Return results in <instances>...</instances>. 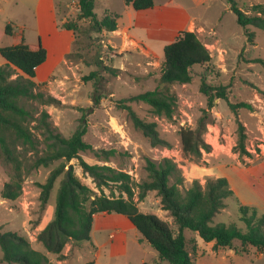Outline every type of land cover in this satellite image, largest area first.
Masks as SVG:
<instances>
[{
  "label": "rangeland",
  "instance_id": "rangeland-1",
  "mask_svg": "<svg viewBox=\"0 0 264 264\" xmlns=\"http://www.w3.org/2000/svg\"><path fill=\"white\" fill-rule=\"evenodd\" d=\"M166 1L169 3L165 4ZM237 2L247 10H250L249 5L253 3L264 4V0ZM153 6L152 10L137 12L131 6H126L123 0H95L94 12L98 18L103 16L105 9L116 12L119 15L118 25L121 28L129 25V34L139 38L142 45L153 52L146 54L142 48L119 52L116 51L117 48L115 50L107 44L104 32H93L91 36L97 37L93 45L99 42L101 45L99 55L102 64L118 69L116 74H111L103 66L98 72V81L84 80L83 76L96 69V66L86 65L80 59L68 60L64 57L43 81L45 84L42 86V90L59 99L60 104L44 107L49 112L53 125L66 137L73 133L79 124V118L85 114L87 127L84 140L94 148L113 149L114 152L108 160L96 157L91 151L80 152L81 157L90 164H107L127 172L133 182L134 200L138 209L154 213L168 221L174 232L176 226L169 214L161 208L155 191H148L142 200L137 198V185L147 180L146 159H173L183 173V189L194 178L204 184L208 177H226L234 194L224 198L225 207L215 214L211 223L235 224L245 230V224L240 219L239 203L253 206L258 214H264V165L261 164L256 169L242 167L250 159L264 155V65L254 61L256 58L264 60V30L249 26L248 30L252 31L253 36L252 42H248L243 28L237 23L236 16L225 0H154ZM175 6H180V17L174 10ZM56 8L58 28L66 29L61 27L64 22L83 26L87 24L78 18V0H57ZM125 8L129 9L131 15L123 11ZM159 14L167 17H161L159 21L155 17ZM168 16L178 19L177 29L170 28ZM190 20L193 22L194 32L208 48L211 59L192 66L190 82L170 85L171 91L177 96L172 117L151 113L144 102H129L139 117L154 121L160 136L170 143V147L152 146L142 132L133 126L127 110L119 100L157 87L161 62L164 60L163 48L174 40V30L185 29ZM7 23L12 26L11 34L4 33ZM73 35L75 37L76 34ZM38 37L29 1L0 0V47L16 44L22 38L25 43L35 46L39 42ZM81 39L83 43L78 50L88 59L95 48L86 47L88 41ZM116 40L119 41V38ZM73 42L74 38L72 45ZM0 61L5 62L1 55ZM202 80L209 85H225L229 101H245L251 104V109L241 107L235 113L229 108L227 101L219 97L214 98L212 107H208L207 95L200 88ZM95 88L97 92L94 93ZM95 94L100 95L97 104L94 103ZM87 107L89 109L84 110ZM204 111L209 115V122L203 137L211 145V151H203L199 160L190 159L182 154L179 129L195 127ZM238 121L245 129V147L251 155L249 157L239 158L237 153L232 152L238 136ZM22 155L26 167L30 169L35 153L23 151ZM57 164L55 161L26 173L21 195L17 199L7 200L0 194V231L12 230L27 236L31 246L46 255L48 253L44 246L35 239V229L43 228L54 217L62 175L56 179L44 207L39 199L38 183H44ZM69 164L83 183L100 193L91 178L83 174L76 158L71 159ZM255 171H258L261 178L252 173ZM10 174L11 167L0 156V191L4 182L10 179ZM103 191L108 195L110 193V189L106 187ZM118 194L114 189V195ZM183 236L185 247L191 256L190 264H264V256H259L260 252L249 245L243 246L238 240H234L230 246L214 250L213 242L204 241L195 231L184 229ZM141 241L144 246L133 245L130 250L132 256L144 257L148 264H168L159 258L158 252L146 240ZM48 257L51 264H58L57 259L60 260L55 254L49 253ZM85 258L86 255H81L80 260L75 258L70 263L80 264ZM0 264L18 263L4 260L0 246Z\"/></svg>",
  "mask_w": 264,
  "mask_h": 264
},
{
  "label": "trees",
  "instance_id": "trees-1",
  "mask_svg": "<svg viewBox=\"0 0 264 264\" xmlns=\"http://www.w3.org/2000/svg\"><path fill=\"white\" fill-rule=\"evenodd\" d=\"M123 1L135 10L149 9L154 5V0ZM225 1L236 16L237 23L243 28L247 41L252 42L253 33L248 27L264 30V4L253 3L249 5L250 10H247L243 6L241 8L237 0ZM94 6L95 0H78V18L87 24L83 26L64 22L61 27L76 34L73 48L66 53L65 59H80L86 65L96 66L83 79L98 81L100 67L104 66L114 75L118 69L102 64L99 55L100 42L93 45L97 37H92L91 34L115 30L119 15L105 9L103 16L98 18ZM4 33H12L10 23L6 24ZM81 38L88 41L86 47L95 48V52L88 59L78 50L83 43ZM163 52L164 60L161 62L157 87L122 98L119 102L127 110L133 126L142 132L152 146L170 147V143L160 136L156 123L139 117L129 102H144L151 113L171 118L177 96L171 91L170 85L190 82L192 66L210 61L211 56L205 44L191 30H180L174 40L164 46ZM0 55L5 60L0 64V156L11 167L10 179L4 182L0 194L7 200L17 199L21 195L26 173L39 166L58 162L45 182L38 183L39 199L44 207L56 179L62 175L56 195L54 217L36 234V240L48 253L63 258L66 244L90 240L95 213L115 212L126 215L140 233V240H146L158 252L159 258L168 264L191 263V256L185 247L184 229L197 232L206 242H213L214 250L230 246L234 240H238L243 246L249 245L264 256V214H258L255 207L239 203L238 210L245 230L235 224L211 223L215 214L225 207L224 198L234 194L226 177H208L204 184L194 178L183 189L184 176L173 159H146L147 180L137 185V198L142 200L148 191H155L161 208L169 214L176 226L174 232L168 221L154 213L138 209L134 200L133 182L127 172L107 164H90L81 157L80 152L91 151L96 157L108 160L114 152L113 149L94 148L84 140L87 127L85 114L79 118V124L68 137L63 136L53 125L44 106L59 105L60 100L42 90L45 82L38 83L34 79L37 66L46 59V49L41 42L34 46L25 43L22 38L16 44L0 47ZM254 61L264 65L261 58ZM200 88L207 95L208 107H212L214 98L219 97L225 99L235 113L241 107L251 109V104L245 101H229L225 85H209L202 80ZM96 90L95 88L94 93ZM93 97L94 103H99L100 95L95 94ZM87 109L89 107L84 110ZM208 118L209 115L204 111L197 119L195 127L179 129L181 151L185 157L199 160L203 151H211V145L203 137ZM237 131L238 136L232 152L237 153L239 158L251 156L245 147L244 126L239 121ZM23 151H32L36 155L30 169L23 161ZM74 158L78 160L83 174L91 178L100 193L83 183L73 173L72 165L70 169L65 168ZM105 187L110 189L109 195L104 193ZM114 189L119 192L118 195H114ZM0 246L4 260L9 263L51 264L46 254L35 250L28 237L17 231H0ZM84 264L94 262L90 260Z\"/></svg>",
  "mask_w": 264,
  "mask_h": 264
},
{
  "label": "crops",
  "instance_id": "crops-1",
  "mask_svg": "<svg viewBox=\"0 0 264 264\" xmlns=\"http://www.w3.org/2000/svg\"><path fill=\"white\" fill-rule=\"evenodd\" d=\"M27 1L30 2V6L34 13L36 30L39 36L38 41H40L46 49V59L37 66L35 71L34 79L39 83L45 81L55 68L64 60L66 53L71 49L74 35L72 30L58 28L56 19L57 0ZM168 3V1L165 2V4ZM153 7L147 10H152ZM174 10H176L175 12H177L178 17H180V6H175ZM123 11L127 12L128 15H131L129 9L125 8ZM135 11L139 12L143 10ZM136 14L138 13H134V15ZM155 17L161 21V17L166 18L167 16L159 14ZM118 19L117 28L115 30L104 31L109 46L115 48V50L117 48L116 51L119 52L130 51L131 48H142V51L146 54L153 52L149 47L143 46L139 38L129 34V25L121 28L120 25H118ZM167 19L170 28L177 29L176 23L178 19L175 16L174 18L168 16ZM181 30L194 31L193 22L190 20L186 28ZM179 31L180 29L174 30V38ZM24 36V34H21V37L25 38ZM116 38H119V41L116 40ZM2 63L4 62L0 61V64ZM261 164L264 165V155L256 159H250L249 163L242 165V167L245 166V168L248 169H256ZM252 173L256 176L259 175L258 171ZM258 177L261 178V176ZM35 230L38 232L41 229ZM140 237V233L126 215L115 212H97L93 215L90 240L85 241L86 243L79 242L66 244L63 250L64 257L60 260L57 259V263L71 264L70 262L73 259L77 258L80 260L81 255H86L87 258H85L84 262L80 264H84L90 260H93L94 264H148L146 258L132 256L130 254L133 245L144 246V242L140 240ZM259 256H262V254L259 253Z\"/></svg>",
  "mask_w": 264,
  "mask_h": 264
},
{
  "label": "water",
  "instance_id": "water-1",
  "mask_svg": "<svg viewBox=\"0 0 264 264\" xmlns=\"http://www.w3.org/2000/svg\"><path fill=\"white\" fill-rule=\"evenodd\" d=\"M70 167H71V164H69V165L67 166V169H70Z\"/></svg>",
  "mask_w": 264,
  "mask_h": 264
}]
</instances>
